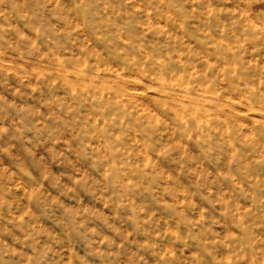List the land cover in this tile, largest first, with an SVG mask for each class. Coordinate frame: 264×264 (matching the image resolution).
<instances>
[{
	"label": "clouds",
	"instance_id": "9594fccd",
	"mask_svg": "<svg viewBox=\"0 0 264 264\" xmlns=\"http://www.w3.org/2000/svg\"><path fill=\"white\" fill-rule=\"evenodd\" d=\"M0 264H264V0H0Z\"/></svg>",
	"mask_w": 264,
	"mask_h": 264
}]
</instances>
